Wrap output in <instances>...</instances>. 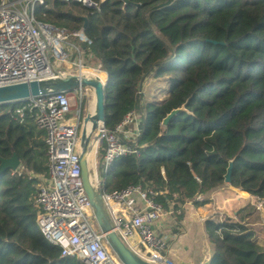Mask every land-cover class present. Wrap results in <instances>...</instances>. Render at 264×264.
Listing matches in <instances>:
<instances>
[{"label": "trees", "instance_id": "obj_1", "mask_svg": "<svg viewBox=\"0 0 264 264\" xmlns=\"http://www.w3.org/2000/svg\"><path fill=\"white\" fill-rule=\"evenodd\" d=\"M36 16L59 28H84L85 65L93 61L108 74L106 128L132 110L145 115L134 142L140 154L112 163L107 190L140 184L178 213L228 185L233 162L229 185L264 200V0H105L100 10L45 0ZM153 73L167 78L169 94L142 107L140 87ZM22 104L0 105V164L16 154L23 166L0 174V264H85L62 258L61 247L38 228L37 185L50 177L46 132L35 109L17 113ZM257 212L248 203L236 221L218 215L205 221L214 245L209 264H264L252 226Z\"/></svg>", "mask_w": 264, "mask_h": 264}, {"label": "built area", "instance_id": "obj_2", "mask_svg": "<svg viewBox=\"0 0 264 264\" xmlns=\"http://www.w3.org/2000/svg\"><path fill=\"white\" fill-rule=\"evenodd\" d=\"M63 1H76L100 10L105 0ZM44 4L45 0H0V86L64 73L77 74L79 69L87 67L77 45L89 41L84 28L68 30L38 20L37 7ZM72 50L78 53L77 60L70 59L75 56L69 53ZM53 57H56L55 65ZM94 69L102 70L100 64ZM85 89L75 90L80 99ZM72 96L68 92L46 94L19 102L23 104L17 109L21 116L26 109H35L36 123L46 132L50 177L40 182L35 198L40 210L38 228L50 243L61 247L62 258H77L85 264H123L99 228L85 191L80 164V114L72 116ZM144 116L143 112L132 110L115 129L106 126L102 129L96 143L97 150L103 151L104 165L101 173L94 170L93 180L98 189H103L114 231L123 242L150 262L174 264L166 254L169 237L159 230L166 212L157 200L159 192L140 184L114 191L106 188L105 175L112 163L128 154H140L134 142L141 134ZM259 201L262 202L256 207L262 210L264 200Z\"/></svg>", "mask_w": 264, "mask_h": 264}, {"label": "water", "instance_id": "obj_3", "mask_svg": "<svg viewBox=\"0 0 264 264\" xmlns=\"http://www.w3.org/2000/svg\"><path fill=\"white\" fill-rule=\"evenodd\" d=\"M219 43L217 41H212ZM223 43V42H222ZM104 80L98 76H85L83 74L64 73L56 77L45 79H36L29 82H20L0 86V105L12 104L27 101L34 97L43 96L57 92L73 93L83 87H88L94 90L95 93V109L90 116L89 113L85 118L90 121L91 126L87 131L84 125L81 134V153L80 164L82 169V179L84 182L85 191L91 201L95 219L101 231L105 234V239L115 255L123 264H156L142 258L133 249L123 242L120 236L114 231V224L108 212L104 201L103 189H98L93 178L94 170L90 160V153L95 146V143L102 136V129L105 127L106 115V94L105 87L107 85L108 74ZM142 86L140 87L141 91ZM185 110V107L173 109L162 121L163 126H167L179 113ZM90 116V117H89ZM21 161L14 154L11 158H2L0 164V174L11 169L16 170ZM233 162L230 163L226 174V183H231V173Z\"/></svg>", "mask_w": 264, "mask_h": 264}, {"label": "crops", "instance_id": "obj_4", "mask_svg": "<svg viewBox=\"0 0 264 264\" xmlns=\"http://www.w3.org/2000/svg\"><path fill=\"white\" fill-rule=\"evenodd\" d=\"M223 189L239 192L240 198L230 196ZM206 198L207 201L203 205L196 206L189 201L178 213L172 210L166 211L161 218L159 230L169 237V249L166 254L174 264H209L214 254V245L207 235L205 221L217 215L236 221L237 211L247 205L245 202L257 199L250 193L233 186L228 188L224 186ZM250 204L255 205L252 202ZM177 214H181V217ZM252 226L257 231L258 242L264 246V238H260L258 234L257 223H253Z\"/></svg>", "mask_w": 264, "mask_h": 264}, {"label": "rangeland", "instance_id": "obj_5", "mask_svg": "<svg viewBox=\"0 0 264 264\" xmlns=\"http://www.w3.org/2000/svg\"><path fill=\"white\" fill-rule=\"evenodd\" d=\"M77 43V42H76ZM77 45L79 47H81V44L77 43ZM64 49L66 51H68V46H64ZM70 54H74V57L70 56V59L74 58L75 60L78 59V53L75 51H71L69 52ZM84 58V57H83ZM73 60V59H72ZM52 63L55 65L56 64V57L52 58ZM83 63L85 64V61L83 60ZM88 65H86L87 67L90 68H96L97 66H94L93 61H89ZM93 63V64H92ZM94 66V67H93ZM63 68V67H60ZM61 70H65V69H61ZM75 71V70H74ZM101 72H104L103 70H101ZM88 74L94 75L95 73H90V72H86ZM106 77V76H105ZM104 77V78H105ZM144 84H142V88L141 91L139 92L141 94V102H142V107L150 101H155V100H163L166 99L168 97L169 94V87L170 84L167 81V78H157L155 77L154 73L150 75V77L146 78L143 82ZM72 97L70 98L71 104H73V112H72V116H76L78 114H80V130L82 131L84 125H85V118L87 116V114L89 113V110L91 108V103L93 102L94 98H95V93L93 89H90L87 87V89H85L83 91V96L82 99H80V95L76 94V92L72 93ZM82 100V101H81ZM92 163V169L93 170H97L99 173H101V166L103 163V151L101 148H99L97 150L96 156H95V162H91ZM23 170V166L19 165L16 170L13 171H20ZM40 182L42 180H44V177H39ZM228 184V183H227ZM40 186V183L37 185ZM230 185H226L225 188H228ZM240 189V188H239ZM226 193H228L230 196H234L236 198H240V194L239 192L235 191V190H230V189H223ZM242 190V189H241ZM244 199L246 198L245 196L243 197ZM250 201V200H249ZM249 201L245 202V205L248 204ZM253 203L255 204V206H258L260 204L259 199H255L253 201H250L249 203ZM260 212V213H259ZM259 212H257V214L254 216L255 222L257 223L258 226H256L258 229V234L261 237L264 238V207H262V210H259ZM263 214V215H260ZM212 217V216H211ZM223 216H220L219 219L222 220ZM93 225L95 227H97V224L95 222V220L92 221ZM255 227V228H256Z\"/></svg>", "mask_w": 264, "mask_h": 264}, {"label": "bare ground", "instance_id": "obj_6", "mask_svg": "<svg viewBox=\"0 0 264 264\" xmlns=\"http://www.w3.org/2000/svg\"><path fill=\"white\" fill-rule=\"evenodd\" d=\"M86 72L97 73V74H100L101 76L105 77L104 76L105 72L97 71V70H95L93 68H89V67H83V68L79 69L77 74L80 73V74H83V75L88 76V77L94 76V75L88 74ZM101 80H103V79H101ZM94 109H95V98H94L93 102L91 103V108L89 110L90 116L93 114ZM85 126L87 128V131H89L90 126H91V123L89 120L85 122ZM96 151H97V143H95V146L93 147V149L90 153V160L93 163L95 162Z\"/></svg>", "mask_w": 264, "mask_h": 264}]
</instances>
